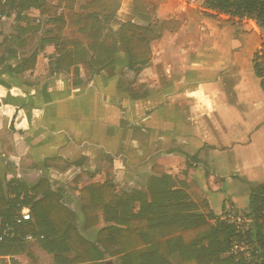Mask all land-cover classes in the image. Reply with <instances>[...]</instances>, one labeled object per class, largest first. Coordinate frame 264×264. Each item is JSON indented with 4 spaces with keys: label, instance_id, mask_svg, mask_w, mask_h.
I'll return each mask as SVG.
<instances>
[{
    "label": "crops",
    "instance_id": "crops-1",
    "mask_svg": "<svg viewBox=\"0 0 264 264\" xmlns=\"http://www.w3.org/2000/svg\"><path fill=\"white\" fill-rule=\"evenodd\" d=\"M2 1L9 16L2 18L0 44L14 34L10 25L16 26L15 0ZM78 1L64 2L58 14L65 18L64 31L74 34L71 40L86 44L69 15L82 14L80 6L93 0ZM133 1L118 0L114 32L126 22L150 26L156 35L163 23L167 27L150 43L151 61L139 74L127 72L122 49L113 68L100 73L79 66L77 77L72 70L51 74L55 46L40 42L51 26L37 33L32 71H8L30 55L28 44L13 46L16 55L4 53L8 45L0 47V182L17 180L33 188L46 181L76 215L82 239L92 243L112 223L99 214L95 227L83 228L79 192L88 186L108 182L115 194L147 193L152 178L166 176L171 190L185 192L199 213L222 220L231 208L245 210L251 191L264 185V93L252 63L264 28L237 29L178 0H143L148 6L143 19ZM27 16L37 24L48 19L34 9ZM121 76L130 78V86L120 85ZM74 79L82 84L74 86ZM42 240L11 246L0 254V264H55L54 255L62 261L76 257L68 246L52 251Z\"/></svg>",
    "mask_w": 264,
    "mask_h": 264
},
{
    "label": "trees",
    "instance_id": "trees-1",
    "mask_svg": "<svg viewBox=\"0 0 264 264\" xmlns=\"http://www.w3.org/2000/svg\"><path fill=\"white\" fill-rule=\"evenodd\" d=\"M76 0H58L56 6L47 0H15L16 26L14 34L4 37L0 47L7 55H16L12 47L25 48L29 39L40 30L36 20L30 19L27 12L37 10L40 16L47 17L46 25L51 26L40 39L42 45L53 44L56 56L50 60V73H70L78 76V67L87 72L100 73L114 66V55L122 49L127 58V70L139 74L151 61L150 43L167 30L163 23L160 34H154L150 26H137L131 22L118 23L114 32L110 25L117 23L116 15L120 9L118 0H93L80 6L82 14L69 15V24L80 29L86 44L63 37L65 18L58 14L64 2L74 5ZM202 6L218 14L230 16L225 24L236 26L233 18H246L264 28V0H202ZM148 6L143 0L133 1V11L146 19ZM143 8V12L141 11ZM212 19L215 16L204 14ZM9 16L6 2L0 0V38L2 18ZM23 24V25H22ZM253 56V70L259 79L264 93V45ZM38 53L22 56L15 67H8L13 74H22L35 68ZM4 62V57L0 63ZM82 81L74 79L73 85ZM169 178H152L147 193L133 192L115 194L114 187L105 182L92 185L79 192L81 211L84 216V229L98 224L102 214L109 226L99 230L96 242H87L76 229V215L60 203L61 196L41 181L33 188L17 180L0 182V218L13 229L14 239L0 242V254L8 253L13 245H21L26 235L43 237L45 247L53 245V250L68 246L75 250L76 257L62 261L54 255L55 264H105L108 258H117V264H237L227 255L235 239L234 229L226 222L209 213L203 215L197 206L181 190H171ZM264 205V185L251 191L248 207L242 212L245 216L254 215ZM29 211L32 221L21 226L14 224V217ZM210 221H214L213 224ZM110 264V263H109Z\"/></svg>",
    "mask_w": 264,
    "mask_h": 264
},
{
    "label": "built area",
    "instance_id": "built-area-1",
    "mask_svg": "<svg viewBox=\"0 0 264 264\" xmlns=\"http://www.w3.org/2000/svg\"><path fill=\"white\" fill-rule=\"evenodd\" d=\"M178 2L185 6L195 8L202 14L213 15L216 17L215 20L222 23L231 18L228 15H217L214 12L206 10L198 0H178ZM232 20L236 26L243 27L249 24L257 27L254 21L247 20L246 18L240 20L235 17ZM262 45H264V42L258 48L259 51L262 50ZM242 211L231 208L222 218L227 225L234 229L235 234V239L232 241L227 255L232 257L237 264H264V205L254 215L245 216ZM31 221L32 218L29 211L14 217V224L16 226H21ZM16 237L13 229L7 226L2 218H0V242ZM23 240L24 242H30L35 240V238L31 235H26Z\"/></svg>",
    "mask_w": 264,
    "mask_h": 264
},
{
    "label": "rangeland",
    "instance_id": "rangeland-1",
    "mask_svg": "<svg viewBox=\"0 0 264 264\" xmlns=\"http://www.w3.org/2000/svg\"><path fill=\"white\" fill-rule=\"evenodd\" d=\"M84 2V0H79L78 1V5L79 4H82ZM203 16H205V17H207V18H210V17H208L207 15H203ZM210 19H212V18H210ZM215 21V20H214ZM41 22V21H40ZM220 22V21H219ZM222 23V22H221ZM40 27H41V29H43V30H45L46 28L48 29V26L49 25H46V23H45V21L43 22H41L40 24ZM14 26H15V23L14 24H11L10 25V27H11V34L12 33H14L15 31H14ZM244 26H247V27H250V28H253V26L252 25H249V24H247V25H244ZM244 26L243 27H241V26H234V27H236L237 29H242V28H244ZM51 28V27H50ZM44 34V33H43ZM64 35H65V37H66V39L67 40H71L72 38H75V36H74V34L73 33H69L68 31H64ZM26 39H29V43H28V48H31L29 51H28V54H30L31 52H32V49L33 48H35L36 46H38L39 45V34H35V35H33V36H31V37H27ZM4 42V39H3V41H2V43ZM87 42V41H86ZM126 70H127V68H126ZM127 72H128V70H127ZM133 73V72H132ZM134 74V73H133ZM129 81H130V78L129 77H123V76H121V79H120V85L123 87V88H126V87H128V85L130 86V84H128L129 83ZM141 132H139V134H140ZM138 138H140V142L142 141V138H141V135H138ZM120 152H124V148H120ZM244 202V201H243ZM247 203H248V201H246L245 200V202H244V205H247ZM172 262H173V264H178V258L177 257H174V259H172Z\"/></svg>",
    "mask_w": 264,
    "mask_h": 264
}]
</instances>
